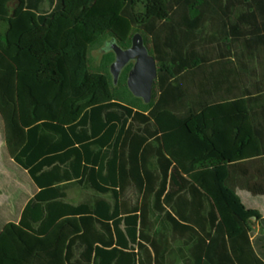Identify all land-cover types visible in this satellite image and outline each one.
Wrapping results in <instances>:
<instances>
[{
    "label": "trees",
    "instance_id": "1",
    "mask_svg": "<svg viewBox=\"0 0 264 264\" xmlns=\"http://www.w3.org/2000/svg\"><path fill=\"white\" fill-rule=\"evenodd\" d=\"M136 32L149 103L91 66ZM263 54L264 0H0V264H264Z\"/></svg>",
    "mask_w": 264,
    "mask_h": 264
},
{
    "label": "water",
    "instance_id": "2",
    "mask_svg": "<svg viewBox=\"0 0 264 264\" xmlns=\"http://www.w3.org/2000/svg\"><path fill=\"white\" fill-rule=\"evenodd\" d=\"M103 50H112L115 55L109 68L114 84H117L122 70L132 63L127 75V87L134 96L141 98L144 103H149L157 78V63L154 55L149 52L142 34L136 32L132 36L131 45L127 48H122L112 41L106 43Z\"/></svg>",
    "mask_w": 264,
    "mask_h": 264
},
{
    "label": "crops",
    "instance_id": "3",
    "mask_svg": "<svg viewBox=\"0 0 264 264\" xmlns=\"http://www.w3.org/2000/svg\"><path fill=\"white\" fill-rule=\"evenodd\" d=\"M264 55V54H263ZM250 60V59H249ZM245 66L242 68L244 69ZM250 82V80H248ZM248 81H244V83H248ZM254 82V79H253ZM250 106V118L253 121V124L256 126V129H258L257 133L259 135H253L258 141L259 146H261V152L260 155L264 156V99H259L256 101H251L249 103ZM1 144V141H0ZM12 185V182L9 180L8 184H3L2 191L4 193L11 194L10 187ZM7 187V188H6ZM24 189V188H23ZM27 191L29 188H25ZM69 198L72 200L73 203H82V202H90V200L95 199L96 195L91 191L87 190L85 186L78 185L75 188H73L68 193ZM249 205L251 207H254L259 210V212L264 216V197H252L249 196ZM258 224L255 225V228L257 229Z\"/></svg>",
    "mask_w": 264,
    "mask_h": 264
},
{
    "label": "rangeland",
    "instance_id": "4",
    "mask_svg": "<svg viewBox=\"0 0 264 264\" xmlns=\"http://www.w3.org/2000/svg\"><path fill=\"white\" fill-rule=\"evenodd\" d=\"M109 43V42H108ZM106 44V43H105ZM104 47V46H103ZM103 47L101 48H98V49H94L92 52H91V66L93 69H103L104 67V64H103V61H102V58H101V54H102V51H103ZM108 51H112V50H108ZM109 68H110V65H109ZM108 68V70H109ZM110 71V70H109ZM8 173L3 169V168H0V203H3V202H12L13 200V197L16 196V194L18 193V191H20L21 189H23V186L22 184H20L19 182H12V185H11V190L12 191H16L14 193V195L12 194H6L2 191V185L3 184H8L9 183V177H8ZM12 181V180H10ZM130 195H131V191H130Z\"/></svg>",
    "mask_w": 264,
    "mask_h": 264
}]
</instances>
